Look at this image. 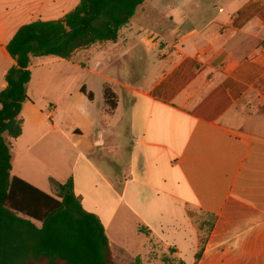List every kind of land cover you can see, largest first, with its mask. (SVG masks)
<instances>
[{
  "label": "crops",
  "instance_id": "1",
  "mask_svg": "<svg viewBox=\"0 0 264 264\" xmlns=\"http://www.w3.org/2000/svg\"><path fill=\"white\" fill-rule=\"evenodd\" d=\"M78 2L0 0V90L18 28ZM187 7L172 28L137 9L116 40L54 56L61 73L32 57L11 175L48 194L71 179L115 258L147 254L141 227L186 264H264V0Z\"/></svg>",
  "mask_w": 264,
  "mask_h": 264
},
{
  "label": "trees",
  "instance_id": "2",
  "mask_svg": "<svg viewBox=\"0 0 264 264\" xmlns=\"http://www.w3.org/2000/svg\"><path fill=\"white\" fill-rule=\"evenodd\" d=\"M144 1L79 0L61 18L23 24L8 42L14 64L0 90V264H115L102 222L84 209L72 180L61 184L57 198L12 176L6 136L16 139L22 133L20 113L29 98L32 57L70 58L78 49L116 40Z\"/></svg>",
  "mask_w": 264,
  "mask_h": 264
},
{
  "label": "rangeland",
  "instance_id": "3",
  "mask_svg": "<svg viewBox=\"0 0 264 264\" xmlns=\"http://www.w3.org/2000/svg\"><path fill=\"white\" fill-rule=\"evenodd\" d=\"M189 1L190 0H146L138 9V11H140L141 7H146L148 10L147 21L141 22V24L152 26V25H157L158 23H163L165 24V26L172 28V23L169 17L167 16H169V14H171L174 9L175 10L181 9L183 11L188 10L187 5L189 4ZM138 11L131 22L135 20ZM96 25H100V21H96ZM156 35L157 33H153L154 37H156ZM120 42L123 45L122 43L123 41L121 40ZM91 50H92V46L90 47V51H83L81 54H89ZM44 62H47L48 65L42 66ZM117 64H120L119 66L122 68H128V62L125 58L119 59ZM7 66H8L7 60L2 58L0 55V82L4 80V78H2L1 76V71L4 67ZM63 66H66V63L57 62L54 56H41L37 60H35L33 72L34 75L40 73H46V74L61 73L65 71L62 68ZM7 139L8 141H10L9 138ZM59 192H60V188L57 192H54V194L51 195L60 198ZM197 221L198 222L200 221L199 217ZM208 222L210 223L212 222V220H208ZM144 234L146 235L148 242L147 254L135 260H131L128 258L126 259L114 258L115 264H178L179 263V260L175 256L174 249L170 248L164 251L162 245L157 243L156 240L151 236V234L148 231L144 232ZM200 236L202 237V239L200 240L201 244H200V249L198 251L199 253L197 255L198 259L201 257L206 241V234L202 233Z\"/></svg>",
  "mask_w": 264,
  "mask_h": 264
}]
</instances>
